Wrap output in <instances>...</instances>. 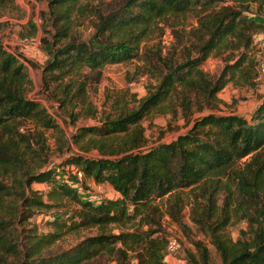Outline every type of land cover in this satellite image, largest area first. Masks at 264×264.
Here are the masks:
<instances>
[{"label":"trees","instance_id":"trees-1","mask_svg":"<svg viewBox=\"0 0 264 264\" xmlns=\"http://www.w3.org/2000/svg\"><path fill=\"white\" fill-rule=\"evenodd\" d=\"M251 4L256 10L248 15ZM195 8L197 26L189 32L182 62L166 65L136 108L79 127L72 138L83 153L69 155L55 168L42 167L45 142L39 130L56 127L55 119L27 97L32 81L24 55L0 43V264H86L105 254L116 264H131V257L136 264H164L161 206L179 224L188 206L220 264H264V102L249 117L214 111L218 92L230 81L248 84L256 77L258 62L250 49L253 36L264 29V0H123L105 13L95 12L94 32L85 40L72 30L93 15L87 0H49L53 30L40 40L47 54L41 92L64 111L82 103L89 78L85 70L134 58L153 22ZM212 52H228L215 76L201 69ZM174 95L186 121L196 111H213L194 117L173 140L144 149L141 119ZM27 121L33 127L20 131ZM92 150L98 154H85ZM74 169L82 172L81 179ZM87 179L109 184L119 196L99 201L82 196L79 185ZM32 183L51 185L45 194L49 202ZM64 198L74 209L51 218L52 231L15 227L36 210L60 206ZM233 219L247 223L236 240L224 232ZM110 226L120 230L114 233ZM83 228L96 232L68 249L53 250L63 234ZM195 246L189 263L213 264L209 250L200 242Z\"/></svg>","mask_w":264,"mask_h":264},{"label":"rangeland","instance_id":"rangeland-1","mask_svg":"<svg viewBox=\"0 0 264 264\" xmlns=\"http://www.w3.org/2000/svg\"><path fill=\"white\" fill-rule=\"evenodd\" d=\"M49 0H9L0 4V43L11 51L21 53L26 66L27 74L32 84L27 91V97L36 99L44 105L48 113L57 124L53 128H40L45 142V163L42 166L53 167L73 153H83L78 145L73 142V134L79 127L97 125L107 116L115 117L122 111L131 110L138 106V102L147 96L148 92L158 83L159 75L165 72L166 65H175L182 62L189 46V32L197 26L198 8L185 12L179 16L166 17L163 20L153 22L147 36L140 43L137 55L125 62L107 64L95 71L85 70L89 75L86 94L83 102L74 107L64 109L46 98L41 92L42 66L47 59V54L40 46L43 37H50L53 30L48 20ZM123 0H87V7L94 10L87 20L75 24L72 33L79 39H89L93 32V23L97 22L95 12L105 13L110 8L117 6ZM256 5H250L248 15H253ZM264 16V10L261 12ZM253 48L250 54L255 61L264 62V29L253 36ZM228 52L217 54L212 52L201 64V69L210 76L219 73L224 65V59ZM256 63L255 72L256 74ZM81 80V79H80ZM218 108L214 111L220 114L249 115L264 102V84L256 77L250 83H241L238 79L230 81L217 94ZM208 108L194 112L188 121L182 117L181 108L176 96L164 101L159 108L152 110L140 121L146 137L144 149L160 142H168L179 134L187 131L192 125V119L200 114L212 112ZM33 127L31 122H23L20 131ZM88 156H96V150L85 153ZM67 170L66 167L59 168ZM33 171H38V167ZM7 181L6 177H3ZM9 182V181H8ZM106 185V186H105ZM31 187L42 192L43 199L47 202L46 192L51 188L47 183H32ZM113 188L107 183L96 184L92 179L85 180L79 185V193L99 195L104 198H114ZM188 190L186 189V192ZM161 228L166 238H174L179 241L180 248L175 255H166L163 251L164 264H190L189 255L196 257V242L203 244L208 250L213 264H220L219 255L210 243L209 237L195 225L186 206L181 216V223L173 221L161 206ZM74 207L72 201L64 198L60 206L51 209L36 210V212L22 225H15L18 231L24 228H36L38 233L52 231L49 226L51 218L66 217L72 213ZM8 218V217H7ZM129 225L125 226L128 228ZM247 223L244 220L233 219L224 232L232 240L238 239L241 230L246 231ZM146 229V226L144 227ZM109 231L117 233L118 227L110 226ZM96 228H83L63 234L53 246L54 249H68L78 243L83 237L92 235ZM137 261L132 259L131 264ZM86 264H116V261L104 255L95 258Z\"/></svg>","mask_w":264,"mask_h":264},{"label":"built area","instance_id":"built-area-1","mask_svg":"<svg viewBox=\"0 0 264 264\" xmlns=\"http://www.w3.org/2000/svg\"><path fill=\"white\" fill-rule=\"evenodd\" d=\"M256 78L258 81H260L261 83L264 84V62L263 61H259L257 63ZM72 173L75 174L77 176V178H79V179L82 178V172L81 171L74 169V170H72ZM68 182L70 183V181H68ZM90 199L94 200V201H99L101 199V196L91 195ZM179 248H180L179 241L174 239V238H169V239H167L164 250L166 252V255L171 256V255H175L179 251Z\"/></svg>","mask_w":264,"mask_h":264},{"label":"crops","instance_id":"crops-1","mask_svg":"<svg viewBox=\"0 0 264 264\" xmlns=\"http://www.w3.org/2000/svg\"><path fill=\"white\" fill-rule=\"evenodd\" d=\"M238 115H242V114H238ZM106 186V185H105ZM113 196L112 197H114V198H116V197H118L119 196V194L116 192V191H113Z\"/></svg>","mask_w":264,"mask_h":264}]
</instances>
